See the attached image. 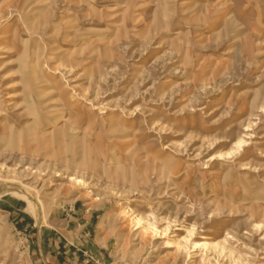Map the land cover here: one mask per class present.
<instances>
[{
	"label": "rangeland",
	"instance_id": "374dc122",
	"mask_svg": "<svg viewBox=\"0 0 264 264\" xmlns=\"http://www.w3.org/2000/svg\"><path fill=\"white\" fill-rule=\"evenodd\" d=\"M77 213L89 264H264V0H0V264Z\"/></svg>",
	"mask_w": 264,
	"mask_h": 264
},
{
	"label": "crops",
	"instance_id": "0c3cea01",
	"mask_svg": "<svg viewBox=\"0 0 264 264\" xmlns=\"http://www.w3.org/2000/svg\"><path fill=\"white\" fill-rule=\"evenodd\" d=\"M80 213H77L79 217ZM93 218L90 217V221ZM71 223V225H70ZM71 226V227H70ZM89 251L98 259H104L103 247L90 244L83 237V217L70 218L63 229L54 232L37 228V242L32 252V264H89L83 251Z\"/></svg>",
	"mask_w": 264,
	"mask_h": 264
},
{
	"label": "bare ground",
	"instance_id": "6f19581e",
	"mask_svg": "<svg viewBox=\"0 0 264 264\" xmlns=\"http://www.w3.org/2000/svg\"><path fill=\"white\" fill-rule=\"evenodd\" d=\"M56 136H57V130H54L53 133L54 143L57 142ZM57 140L59 139L57 138ZM244 143L245 142L243 141L239 143V149L243 147ZM12 194L27 204L29 213H31L32 214L31 216H33L36 220L38 219L40 220L41 218L45 219V217H43V212L45 211V204L42 201V199L39 198L37 194H35L34 190L31 187L24 186L21 192L19 193L13 192ZM133 223L136 224V229H141L142 227H140V225L145 224V219L142 217L133 218ZM147 225H148L147 230L152 231L156 235L159 234L158 229L154 223L148 222ZM169 229L170 227L167 228V230L165 231L166 235L164 236H167ZM192 237H193V232L190 231L189 237L184 238L183 242L177 245V250L179 251L180 254L187 252V250H192L194 252L201 251L203 252L202 259L203 261H206L207 260L206 254L208 252L217 253L218 251H220V249L222 252L226 250L223 244H221V242L226 243L227 242L226 239H222L221 242L218 241L216 243H208V242H192L191 241ZM187 256L190 257V254L188 253Z\"/></svg>",
	"mask_w": 264,
	"mask_h": 264
},
{
	"label": "trees",
	"instance_id": "16d2710c",
	"mask_svg": "<svg viewBox=\"0 0 264 264\" xmlns=\"http://www.w3.org/2000/svg\"><path fill=\"white\" fill-rule=\"evenodd\" d=\"M19 226H20V225H19ZM19 228H21V226H20Z\"/></svg>",
	"mask_w": 264,
	"mask_h": 264
}]
</instances>
